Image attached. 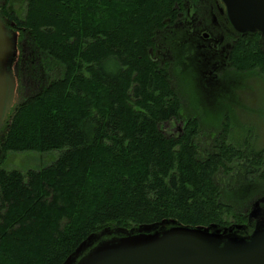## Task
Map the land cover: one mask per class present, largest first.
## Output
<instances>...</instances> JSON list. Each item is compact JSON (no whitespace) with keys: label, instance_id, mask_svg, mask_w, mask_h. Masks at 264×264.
Segmentation results:
<instances>
[{"label":"trees","instance_id":"obj_1","mask_svg":"<svg viewBox=\"0 0 264 264\" xmlns=\"http://www.w3.org/2000/svg\"><path fill=\"white\" fill-rule=\"evenodd\" d=\"M179 2L27 0L23 20L7 14L65 75L0 130L2 152L59 154L26 173L0 165V264H66L108 228L218 229L236 218L219 202L215 181L225 159L237 155L227 137L220 133L218 151L202 160L198 119L189 118L177 136L163 131L180 119L182 104L150 49ZM229 62L239 76L264 82L259 34L239 36ZM249 152L244 167L260 169L254 160L263 161L264 150Z\"/></svg>","mask_w":264,"mask_h":264},{"label":"rangeland","instance_id":"obj_2","mask_svg":"<svg viewBox=\"0 0 264 264\" xmlns=\"http://www.w3.org/2000/svg\"><path fill=\"white\" fill-rule=\"evenodd\" d=\"M174 8V19L168 18L164 27L155 32L150 49L154 61L160 68L167 69L182 104L180 119L166 123L163 131L177 136L189 118L198 119L200 129L196 144L202 160L218 151L216 140L220 133L227 137L228 145L234 146L236 158L225 159L227 164L219 170L215 181L219 187V202L230 207L236 218L231 217L230 226L218 230L238 229L242 235L245 229L254 231L264 223V159L255 157V164L263 162L260 169L255 165H250V169L244 167L247 164L244 157L249 151L264 150V82L258 76H239L231 68L229 56L234 42L246 35L234 30L215 0H180ZM26 10L27 0H0L2 14L7 12L23 20ZM15 22L7 19V23L20 32L18 40L15 39L20 49L15 53L14 38L7 33L10 41L5 69L8 98L0 130L25 101L65 75L64 67L41 53L34 45L33 35ZM225 116L229 117L227 123L231 125L227 132L222 130ZM1 142L0 138V145ZM58 156L57 152L0 150V165L6 171L26 173L50 165ZM251 224L256 227L252 228ZM116 230L122 229L108 228L93 236L100 242L114 236Z\"/></svg>","mask_w":264,"mask_h":264},{"label":"water","instance_id":"obj_3","mask_svg":"<svg viewBox=\"0 0 264 264\" xmlns=\"http://www.w3.org/2000/svg\"><path fill=\"white\" fill-rule=\"evenodd\" d=\"M222 2L238 34L258 33L264 41V0ZM9 47L6 24L0 18V126L8 98L5 69ZM240 232L175 223L146 226L135 232L116 230L114 236L100 242L90 237L66 264H264V224L249 236Z\"/></svg>","mask_w":264,"mask_h":264},{"label":"flooded vegetation","instance_id":"obj_4","mask_svg":"<svg viewBox=\"0 0 264 264\" xmlns=\"http://www.w3.org/2000/svg\"><path fill=\"white\" fill-rule=\"evenodd\" d=\"M215 3L217 5V7L219 9H221L222 14L228 19L227 11H226L225 5L222 2V0H215ZM0 15H2V20L6 23V29H8V32H7L8 35L10 36V38H11V36L14 38V41H13L14 42V46L12 45L13 46L12 49L15 51V53H17V51L20 48L18 47V43H16V40L15 39L18 40L17 34L20 36V32L18 30H16V28L12 27L10 24L7 23V19H8L7 12H5L4 14H2V11H0ZM251 226H252V228L253 227H256V225H254V224H251ZM252 233H253V230L252 229H245L244 233H242L241 236L246 237V236H248V235H250Z\"/></svg>","mask_w":264,"mask_h":264}]
</instances>
